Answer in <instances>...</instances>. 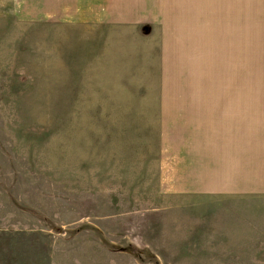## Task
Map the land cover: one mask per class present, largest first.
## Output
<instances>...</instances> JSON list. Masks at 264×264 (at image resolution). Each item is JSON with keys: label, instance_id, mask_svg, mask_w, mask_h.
Returning a JSON list of instances; mask_svg holds the SVG:
<instances>
[{"label": "rangeland", "instance_id": "1", "mask_svg": "<svg viewBox=\"0 0 264 264\" xmlns=\"http://www.w3.org/2000/svg\"><path fill=\"white\" fill-rule=\"evenodd\" d=\"M252 93L264 0H0V264H264V212L179 185Z\"/></svg>", "mask_w": 264, "mask_h": 264}, {"label": "crops", "instance_id": "2", "mask_svg": "<svg viewBox=\"0 0 264 264\" xmlns=\"http://www.w3.org/2000/svg\"><path fill=\"white\" fill-rule=\"evenodd\" d=\"M119 4L122 9L128 6L126 1ZM119 15L129 16L121 11ZM235 97L198 100L209 101L197 104V112L205 113L201 114L202 120L197 119L198 124H211L221 132L219 136L214 134L212 140L192 142L179 161V166L182 164L179 173L185 176L179 185L195 197L223 195L218 198L235 199L241 212L247 204L258 214L259 210L264 212V99H261L264 94H235ZM229 99L234 103L226 102ZM226 111L234 114L227 115Z\"/></svg>", "mask_w": 264, "mask_h": 264}]
</instances>
